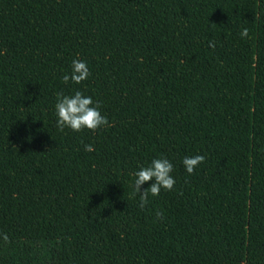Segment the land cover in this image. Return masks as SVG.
Here are the masks:
<instances>
[{
  "label": "trees",
  "instance_id": "obj_1",
  "mask_svg": "<svg viewBox=\"0 0 264 264\" xmlns=\"http://www.w3.org/2000/svg\"><path fill=\"white\" fill-rule=\"evenodd\" d=\"M75 91L110 126L61 131ZM0 264H264V0H0Z\"/></svg>",
  "mask_w": 264,
  "mask_h": 264
},
{
  "label": "clouds",
  "instance_id": "obj_2",
  "mask_svg": "<svg viewBox=\"0 0 264 264\" xmlns=\"http://www.w3.org/2000/svg\"><path fill=\"white\" fill-rule=\"evenodd\" d=\"M241 38L249 37V29L245 28L240 33ZM210 47H215L214 42L210 43ZM90 76V71L87 64L75 59L72 61L71 74L63 76V83L68 84L71 81L74 84H81ZM57 114V127L63 131L66 127L74 132H81L85 129L92 132L97 131L104 126H110L107 117L100 112V105L94 102L91 96H86L81 91H75L74 95L58 96V101L55 105ZM95 149L92 145H85V151L93 152ZM203 155H196L194 157H185L183 165L188 174H193L194 170L204 162ZM173 164L166 158L153 159L151 165L141 167L137 171L134 180L135 192L139 194V207L143 210L148 202L149 195L155 197L161 192V189L172 191L175 186V179L171 175L173 172ZM155 181L151 186L142 191V186L150 181ZM158 219H163V214L157 212ZM5 242L8 241V236H3Z\"/></svg>",
  "mask_w": 264,
  "mask_h": 264
}]
</instances>
